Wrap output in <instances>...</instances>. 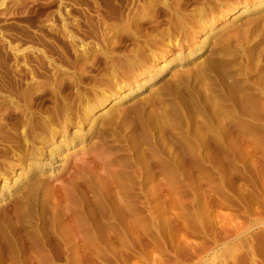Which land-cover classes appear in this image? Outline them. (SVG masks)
I'll return each instance as SVG.
<instances>
[{
	"label": "rangeland",
	"instance_id": "rangeland-1",
	"mask_svg": "<svg viewBox=\"0 0 264 264\" xmlns=\"http://www.w3.org/2000/svg\"><path fill=\"white\" fill-rule=\"evenodd\" d=\"M4 223L2 264H264V0H0Z\"/></svg>",
	"mask_w": 264,
	"mask_h": 264
},
{
	"label": "bare ground",
	"instance_id": "bare-ground-1",
	"mask_svg": "<svg viewBox=\"0 0 264 264\" xmlns=\"http://www.w3.org/2000/svg\"><path fill=\"white\" fill-rule=\"evenodd\" d=\"M244 12L243 11H241V12H239L237 15H235L234 16V19H236V18H238L241 14H243ZM168 62L169 61H164V62H162V63H160L159 64V66H158V69H157V71H158V74H161L162 72H164L165 70H166V67H167V65H168ZM158 76V75H157ZM157 76H155V77H157ZM154 79V78H153ZM151 79H146L145 80V82H142V83H140L139 84V88L141 87V86H144L145 84H147L149 81H150ZM207 100V99H206ZM116 107V106H115ZM117 112V111H116ZM118 113V112H117ZM106 114H108V113H106ZM119 115V114H118ZM109 116V115H108ZM111 119H113L112 117H111ZM141 119V118H140ZM104 126V125H103ZM198 136V135H197ZM211 138V137H210ZM214 140V139H213ZM64 142V141H63ZM144 147V146H143ZM182 147V146H181ZM186 148V147H185ZM205 148V147H204ZM211 148V147H210ZM178 149V148H177ZM180 149V148H179ZM179 151V150H178ZM50 153V152H49ZM56 154V153H55ZM55 154H53V153H50L49 155H48V157H47V161H44V162H39V169H38V172L36 173V174H40L41 172H43L46 168L47 169H50V170H53V173H54V171H56L57 170V172H59V170H58V168H63V165L62 164H60L61 163V160L62 159H60V157H58L57 155H55ZM178 155V154H177ZM171 168V167H170ZM87 171V170H86ZM84 172V171H83ZM78 173V172H77ZM31 174V173H30ZM32 174H35V173H32ZM79 174V173H78ZM81 174V173H80ZM85 174V175H84ZM82 173V175H80V184H83L82 186H84V191L86 192H89L90 194H92V196H94L96 199V201H97V208L95 207V209H97V212H99L98 213V217H99V219L100 220H102L103 221V223H105V224H109L110 223V218H112V217H110L111 215H109V211H110V208H112L111 207V204L110 203H108L106 200H105V198H104V194H102V192L99 190L98 191V189H96V188H94V186H93V182L92 181H94L93 179H91V178H89L90 176L87 174V173ZM54 175H57V173L55 174L54 173ZM31 176V175H30ZM89 176V177H88ZM29 177V176H28ZM27 177V178H28ZM78 178V177H77ZM104 178V177H103ZM23 180H26V177H23V179L21 180V182H23ZM42 182H44V181H40V183L38 182L37 183V185L36 186H31L30 188L31 189H28V190H32V187L35 189H39L40 187H43L45 184H42ZM73 184V183H72ZM30 185V184H29ZM81 186V187H82ZM46 187V186H45ZM68 188V187H67ZM97 188H98V186H97ZM33 189V190H34ZM41 189V188H40ZM47 189V188H46ZM77 189V188H76ZM82 189V190H83ZM12 189H10V187H9V189L7 190L8 191V193H7V195L6 196H8L9 195V192L11 191ZM27 190V192H28V194H29V192L30 191H28ZM37 190H35L36 192H37ZM43 190V189H42ZM81 190V191H82ZM26 191V190H25ZM40 191V190H39ZM79 191V190H78ZM27 192L25 193V194H27ZM42 192V191H41ZM70 195H71V199H72V202H73V207H75L76 209H78V211L77 212H79V217L81 218V220H83V222H85V224H86V227H87V229L91 232V230H93L94 231V229H93V227H92V225H91V222H89V215L87 214V209H86V206H85V203L82 201V199L79 197V194H77L75 191H73L72 190V188H71V191H70ZM24 194V195H25ZM28 196V195H27ZM26 196V197H27ZM7 199V198H6ZM18 199V198H17ZM20 199H22L23 200V197L22 198H20ZM21 200V201H22ZM24 200H26L25 199V196H24ZM108 200H109V198H108ZM116 200V199H115ZM118 200H116V202H117ZM45 203V202H44ZM43 203V204H44ZM112 203H114V202H112ZM119 204H121L120 202H118ZM118 204H116V203H114L113 204V207L114 206H117ZM40 206V205H39ZM43 206H45V205H43ZM120 206V205H119ZM42 207V205L40 206V208ZM89 208V207H88ZM121 208H123L122 206H121ZM121 208H120V210H121ZM38 209H39V207H38ZM41 210V212H40V214L38 215V222H39V225H40V231L39 232H46V234L47 233H51L50 231L51 230H53L54 228V225L56 224V222L58 221V219H59V217H58V215H57V211L53 208H51V210L50 209H48L46 206L44 207V208H41L40 209ZM118 210H119V208H118ZM74 211H75V209H74ZM113 211V210H112ZM89 212V211H88ZM119 212V211H118ZM74 213V212H73ZM115 213H116V211H115ZM121 213V212H120ZM65 216V215H64ZM112 220H113V218H112ZM131 221V220H130ZM113 222H115V221H113ZM3 223V222H2ZM112 223V222H111ZM110 223V224H111ZM6 223H4V225L2 224V225H0V243L1 244H3V246H5V248H6V250L7 251H11L12 253H13V255H16V256H18L19 258H22V256L24 255V254H26V252L25 251H27L28 250V246H29V244H28V241H29V237H30V235L31 234H29V233H27V231L25 232V230H22L21 228L19 229V228H17V230L15 231V230H13V228H10V225L8 226V225H5ZM93 224V223H92ZM128 224V223H127ZM130 225H129V229L130 230H133V223H132V221L129 223ZM114 225V227H113V231L115 230V232L117 233L118 231H120V225H119V223L117 224V223H114L113 224ZM101 226V225H100ZM12 227V226H11ZM53 228V229H52ZM135 229V228H134ZM57 230V229H56ZM37 231V230H36ZM134 231V230H133ZM55 232V231H54ZM30 233H31V231H30ZM53 233V232H52ZM53 234H56V233H53ZM118 234V233H117ZM133 234V233H132ZM38 235V234H37ZM45 235V234H44ZM48 235V234H47ZM107 235V234H106ZM34 236H35V234H34ZM39 236V235H38ZM40 237V236H39ZM44 237V236H43ZM74 237V236H73ZM51 238H52V236H51ZM55 238H56V236H55ZM51 240V239H50ZM56 241V240H55ZM114 241V240H113ZM51 242V244L53 243L54 244V241H53V239L50 241ZM58 243V242H57ZM117 243V242H116ZM59 245V244H58ZM51 246V245H50ZM117 248V247H116ZM5 250V251H6ZM25 250V251H24ZM75 251V250H74ZM10 252V253H11ZM0 253H1V250H0ZM11 253V254H12ZM8 255V254H7ZM10 255V254H9ZM1 256V255H0ZM5 256H6V254H5ZM24 257V256H23ZM237 257V256H236ZM8 258H10V257H8ZM2 258L0 257V264H2V260H1ZM4 259V258H3ZM13 259V258H12ZM5 260H7V259H5ZM4 263V262H3Z\"/></svg>",
	"mask_w": 264,
	"mask_h": 264
}]
</instances>
